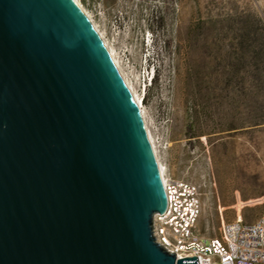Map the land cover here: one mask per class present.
Masks as SVG:
<instances>
[{"label": "water", "instance_id": "1", "mask_svg": "<svg viewBox=\"0 0 264 264\" xmlns=\"http://www.w3.org/2000/svg\"><path fill=\"white\" fill-rule=\"evenodd\" d=\"M165 210L141 111L74 0H0V264H197Z\"/></svg>", "mask_w": 264, "mask_h": 264}, {"label": "rangeland", "instance_id": "2", "mask_svg": "<svg viewBox=\"0 0 264 264\" xmlns=\"http://www.w3.org/2000/svg\"><path fill=\"white\" fill-rule=\"evenodd\" d=\"M132 85L157 160L198 187L197 227L264 213V0H77Z\"/></svg>", "mask_w": 264, "mask_h": 264}, {"label": "built area", "instance_id": "3", "mask_svg": "<svg viewBox=\"0 0 264 264\" xmlns=\"http://www.w3.org/2000/svg\"><path fill=\"white\" fill-rule=\"evenodd\" d=\"M163 189H168L165 210L153 215L152 237L165 252L175 257L196 258L197 264H264V213L251 223L239 216L222 223L221 237L203 236L197 222L201 213L198 187L166 173ZM169 219V226H162Z\"/></svg>", "mask_w": 264, "mask_h": 264}, {"label": "bare ground", "instance_id": "4", "mask_svg": "<svg viewBox=\"0 0 264 264\" xmlns=\"http://www.w3.org/2000/svg\"><path fill=\"white\" fill-rule=\"evenodd\" d=\"M74 1H75V2L77 3V5L81 8V10L84 12V10H83L82 7L80 6V4L77 2V0H74ZM84 13H85V12H84ZM85 15L87 16L86 13H85ZM87 17H88V16H87ZM88 19H89V21L92 23V25L94 26V28L96 29V31L98 32V34L100 35V37H101V39H102V41H103L105 47L107 48V50H108V52H109V54H110L111 59L113 60L115 66L117 67V69H118L120 75L122 76L124 82L126 83L127 87L129 88V90H130L131 94L133 95L134 99L137 101V103H138V105H139V109H140V111H141L142 118H143V112H142V110H141V105H140V103H139V100H138L137 97L135 96V93H134V91H133L132 85L129 83V81H128L127 78L124 76L123 72L121 71L118 62H117V60L115 59V56H114L113 50L110 49V48L107 46L105 40L103 39V37L101 36V34H100L99 31L97 30V28L95 27V25L93 24V22L91 21V19H90L89 17H88ZM143 122H144V125H145V129H146V131H147V135H148L149 141H150V143H151V147H152L153 152H154V154H155V156H156L155 148H154L153 142H152V140H151V136L149 135V132H148V130H147V126H146V123H145V121H144V118H143ZM156 159H157V157H156ZM157 163H158L159 168H160V171H161V167H162V166H161V164L159 163L158 160H157ZM161 179H162V185H165V177L163 176V174H161ZM163 191H164L165 198H168V189H163ZM162 226H169V219H162Z\"/></svg>", "mask_w": 264, "mask_h": 264}]
</instances>
